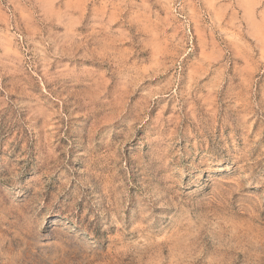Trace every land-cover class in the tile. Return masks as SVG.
<instances>
[{"label":"rangeland","instance_id":"1","mask_svg":"<svg viewBox=\"0 0 264 264\" xmlns=\"http://www.w3.org/2000/svg\"><path fill=\"white\" fill-rule=\"evenodd\" d=\"M0 264H264V0H0Z\"/></svg>","mask_w":264,"mask_h":264}]
</instances>
